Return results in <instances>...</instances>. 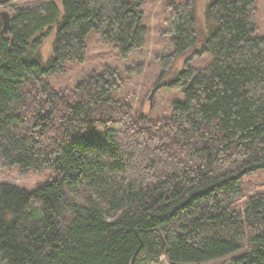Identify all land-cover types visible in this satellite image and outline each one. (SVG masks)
Listing matches in <instances>:
<instances>
[{
    "label": "trees",
    "instance_id": "1",
    "mask_svg": "<svg viewBox=\"0 0 264 264\" xmlns=\"http://www.w3.org/2000/svg\"><path fill=\"white\" fill-rule=\"evenodd\" d=\"M11 1L0 0V166L48 177L29 190L0 182V264H264V192L243 199L242 188L264 169L254 1L211 0L204 37L195 0L167 1L163 73L190 56L167 85L181 100L154 119L116 96L110 66L71 88L43 79L83 61L89 32L119 58L139 50L142 0Z\"/></svg>",
    "mask_w": 264,
    "mask_h": 264
},
{
    "label": "rangeland",
    "instance_id": "2",
    "mask_svg": "<svg viewBox=\"0 0 264 264\" xmlns=\"http://www.w3.org/2000/svg\"><path fill=\"white\" fill-rule=\"evenodd\" d=\"M169 0H142V23L147 29L144 45L136 51L131 52L125 58H119L111 47L99 43L94 32H89L85 42L87 52L80 63H67L63 72H57L51 76H43L54 89L71 88L80 77L92 70H100L103 66L117 69L121 78L122 86L117 91L119 98L126 97L136 110L150 113L154 119L162 114H167L170 104L174 100H181L178 89H171L167 85L175 78L181 70L189 53L176 57L170 64L168 70L163 73L159 56L170 53L173 49L167 39L158 33L162 27L163 17L167 11L165 5ZM182 1V0H174ZM211 0H195V25L198 34L202 37L209 34L208 23L205 18V7ZM253 17L255 21V34L264 38V0H253ZM42 0H12L11 4L17 7L34 6ZM209 30V31H208ZM54 32L47 36L40 48V58L46 61L51 54V46ZM207 54L193 56L190 64L195 68L209 62ZM45 63V62H42ZM163 83V86L157 85ZM149 96L150 99H149ZM48 177L47 171H29L19 173L16 166L6 169L0 166V182H7L15 186L32 189L38 182ZM243 199L255 193L264 192V169L258 170L251 175L242 178ZM239 200L238 206L243 202ZM227 258L213 260L203 264H226ZM159 264H167L161 260Z\"/></svg>",
    "mask_w": 264,
    "mask_h": 264
},
{
    "label": "water",
    "instance_id": "3",
    "mask_svg": "<svg viewBox=\"0 0 264 264\" xmlns=\"http://www.w3.org/2000/svg\"><path fill=\"white\" fill-rule=\"evenodd\" d=\"M151 96H149V99H150Z\"/></svg>",
    "mask_w": 264,
    "mask_h": 264
}]
</instances>
